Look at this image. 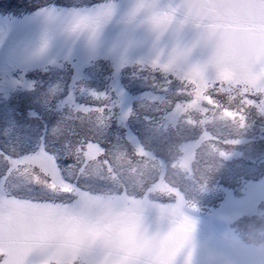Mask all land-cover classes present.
<instances>
[{
    "label": "snow or ice",
    "instance_id": "6c2138e0",
    "mask_svg": "<svg viewBox=\"0 0 264 264\" xmlns=\"http://www.w3.org/2000/svg\"><path fill=\"white\" fill-rule=\"evenodd\" d=\"M116 7L0 0V264H198L264 209V0H133L106 45Z\"/></svg>",
    "mask_w": 264,
    "mask_h": 264
},
{
    "label": "rangeland",
    "instance_id": "374dc122",
    "mask_svg": "<svg viewBox=\"0 0 264 264\" xmlns=\"http://www.w3.org/2000/svg\"><path fill=\"white\" fill-rule=\"evenodd\" d=\"M116 4L114 19L105 26L102 42L110 45L121 32L123 25L120 16L132 5L133 0H113ZM167 2V0H162ZM195 37V29H187L183 33L184 40ZM76 42L75 46H78ZM134 57L149 54V48L142 46L133 50ZM203 55L201 49L192 62ZM238 163H245L239 161ZM215 227L217 243L202 245L197 250L198 264H237L242 259L243 264H264V209L247 207L230 220L221 221Z\"/></svg>",
    "mask_w": 264,
    "mask_h": 264
}]
</instances>
